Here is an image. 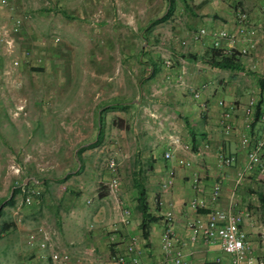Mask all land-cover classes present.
<instances>
[{
    "label": "rangeland",
    "instance_id": "1",
    "mask_svg": "<svg viewBox=\"0 0 264 264\" xmlns=\"http://www.w3.org/2000/svg\"><path fill=\"white\" fill-rule=\"evenodd\" d=\"M83 1L85 9L81 0L0 5V26L10 29L18 18L23 20L20 31L12 34L13 49L0 40V201L22 188L1 208L0 264H51L39 260L37 243H28L29 234L41 226L60 250L74 221L81 232H90L93 216L86 196L79 198L76 183L82 182L76 180L89 179L85 191L93 196L91 205L96 192L109 195L107 201L113 205L110 157L117 160L120 197L130 205L135 201L136 178L143 181L150 200L160 184L159 169L173 165L176 174L178 158L195 162L191 133L174 105L184 75L180 77L177 69L188 55L194 25L208 29V24L191 15L183 0H173L171 14L157 22L167 14V0ZM26 52L28 60L23 57ZM17 59L19 65L14 63ZM154 65L158 72L150 78ZM118 102L131 105L108 110L109 104ZM21 104L26 112L15 117ZM76 112L79 116H74ZM100 112L103 124L97 143ZM40 118L46 131L34 134L33 125ZM171 136L178 138L179 146L170 144ZM87 142L92 143L82 149ZM167 151L173 153L170 160ZM245 164L242 157L230 166L231 172L237 174ZM34 189L40 193L27 204L24 194ZM238 189L239 210L254 223L264 256V209L254 193L264 194V171L248 170ZM5 223L13 226L2 230Z\"/></svg>",
    "mask_w": 264,
    "mask_h": 264
},
{
    "label": "crops",
    "instance_id": "2",
    "mask_svg": "<svg viewBox=\"0 0 264 264\" xmlns=\"http://www.w3.org/2000/svg\"><path fill=\"white\" fill-rule=\"evenodd\" d=\"M55 1L62 5V0ZM82 1L80 2L81 8L85 9L87 1H83L84 3ZM9 2L27 5L31 0H9ZM47 2L49 3V1ZM189 3L188 8L191 15L197 16L198 19L203 18L210 30L221 27L236 33L234 40L224 42L226 47L237 51L244 46H250V53L234 57L236 63L229 68L216 66L212 61L214 58L211 52V38L195 42L191 39L193 31L190 32L191 47L188 56H185L186 59L182 60V65L177 69L179 76L182 68L185 71L183 72V82H180L179 77V80L177 79L182 84V89L176 91L174 105L178 109L177 114L186 121L187 130L191 133L189 140L193 152L190 154L195 157V162H191L189 167L177 163L179 168L174 174L173 185L168 190L164 189L163 184L169 177L170 169L174 170V166L168 164L165 168L159 169V187L155 192L153 191V199L149 200L148 198V201L150 211L160 219L149 226L146 236L140 229L141 214L135 209V201L133 205H130L124 200L133 212L132 223L126 227L118 223L115 204L113 202V205H110L107 201L110 198L109 195L104 196L101 192L94 193V204L91 205L93 196L85 191L89 179L82 176L76 180V182L79 180L82 182L80 185L76 183V186L81 188L79 198L86 196L87 203L90 205L88 206L90 217L93 216L96 226L93 230L88 227L90 232H81V225L78 226V222L74 221L71 224L69 238L61 242L62 251L71 255L70 261L66 264H115L114 257L116 255L128 256L124 243L128 234L138 236V256L143 264H175L176 250L181 252L184 264H230L231 257L223 251L219 242L207 243L200 238L193 243L190 240V231L187 225L198 217L207 219L211 208H227L230 203L236 172H231L230 167H224L219 163V154L223 152L233 155L235 157L233 167L237 162L242 161V157L247 161L245 150L242 149L240 141L242 134L246 132L245 107L252 96L258 95L264 84V0H193ZM238 9L245 10L249 14V27L255 31V34L247 37L237 34L236 11ZM194 27L199 29L197 24ZM205 83L209 84L208 89L203 92L201 99H195L192 89L199 88ZM219 100H225L226 104L221 106ZM203 102L206 103V107L202 106ZM138 103V100H134L133 105L138 106ZM123 104H109L108 110L112 108L127 109L131 105L130 102H123ZM225 111L231 112L232 129L230 131L224 130L220 123L221 116ZM74 116H79L78 112ZM251 128L249 134L253 141L261 137L264 123L255 121ZM44 131H46L45 125L40 118L33 125L32 132L41 134ZM173 137L171 136V139ZM91 143L87 142L86 145H82V149H86ZM206 144L209 145L208 149L204 150L203 154H199V150H203ZM186 147L189 148L188 145ZM196 178H199L202 188L200 192L194 188ZM218 182L222 184L221 195L217 201L213 202L210 200V193ZM37 183L46 186L44 180H38ZM197 198L206 200L207 208L194 209L191 202ZM90 199L91 202H88ZM103 201H106V205H100ZM75 205L79 207L80 204L75 203ZM237 209H239L238 206ZM169 211L173 212L175 218L176 236L171 251H167L162 245V234L167 225L165 215ZM75 213L74 217L78 218L79 211L76 210ZM114 226L117 228L116 243L110 242L109 237ZM242 228L247 233V241L254 254L262 256L259 243L256 242L254 223L247 216H244ZM68 243H72L73 246L67 247ZM89 244L92 245V248H89ZM55 245L60 248L57 242ZM90 251L93 255L90 254ZM39 260L54 264L50 259ZM127 264L132 263L129 260Z\"/></svg>",
    "mask_w": 264,
    "mask_h": 264
},
{
    "label": "built area",
    "instance_id": "3",
    "mask_svg": "<svg viewBox=\"0 0 264 264\" xmlns=\"http://www.w3.org/2000/svg\"><path fill=\"white\" fill-rule=\"evenodd\" d=\"M223 1V0H216ZM0 5L7 6L9 5V0H0ZM236 24L238 26L237 34L241 37H247L255 34V31L249 27L250 17L249 14L242 9L236 11ZM23 25L22 18H18L14 22L13 26L10 29H7L5 26H0V40L8 46V50L13 49L14 47V38L12 34H17L20 31L21 26ZM211 38V46L214 48L221 49L223 53L229 56L237 55H247L250 53V46H244L239 50H235L224 45V42L227 40H234L236 38V33H232L226 28L212 29L209 28H199L196 31H193L191 34V39L195 42H202L206 38ZM186 41H183V44H186ZM30 52L24 54V59H29ZM15 65L20 64V60H16ZM168 66L171 65L170 61H167ZM184 68L181 70L182 77ZM209 84L205 83L201 87L192 89L193 97L197 100L201 99L202 94L207 90ZM259 102V96H252L248 101L245 107V127L246 132L241 136L240 145L242 149L245 150L247 161L243 168H240L236 174L235 186L230 198V203L227 208L213 207L210 209V212L207 216V219L195 218L191 220L187 227L190 231V240L194 243L197 242L200 238L207 243L219 242L221 248L224 252L230 255V264H264V256H256L248 244L247 233L242 228L244 216L247 215L245 210L237 209L238 202L236 197V190L241 185L243 179L246 176L248 170L253 169L254 167H259L262 172L264 171V130L261 135L256 140L252 141V138L249 134L251 130V124L253 121V116L257 104ZM219 104L224 106L226 104L225 100H219ZM25 104L18 106L14 112L15 117H19L24 114ZM202 106L206 107V103L203 102ZM261 120L264 122V113L261 115ZM221 125L224 130L230 131L232 129L231 124V112L225 111L220 120ZM170 144H178V138L171 139ZM203 150H199V154H203L204 150L208 149L209 145H205ZM166 159L170 160L173 157V153L167 151L165 153ZM219 163L224 167H230L235 162V157L233 155L220 153L219 154ZM177 163L181 166L189 167L191 161L180 157L177 160ZM108 168L114 174V177L109 183V192L113 198L116 211L118 213V223L123 224L126 227H129L132 223V209L128 204L120 197L119 193V178L115 176L117 170V160L115 157H110L108 159ZM174 170L170 169L169 177L164 182L163 187L165 190H168L174 182ZM194 188L200 192L201 186L199 183V178L194 180ZM222 184L220 182L216 183L210 193V200L215 202L219 199L221 195ZM25 191V189H24ZM38 190H32L31 192L25 193V201L27 204H31L35 196L39 195ZM91 202V200H88ZM191 206L194 209H204L207 208L208 203L202 198H197L191 202ZM239 208V207H238ZM167 225L162 234V245L167 251H171L173 248V243L176 240L175 229H174V215L173 212L169 211L166 213ZM116 221V222H117ZM95 222L89 224V229L93 230L95 228ZM117 228L114 226V229L111 230L109 237L110 242H117ZM29 245L34 246L37 243V246L41 253L39 258L41 259H50L54 264H66L70 261L71 255L57 248L55 243H53V238L48 229L41 226L36 230L32 231L28 236ZM125 250L126 255L119 254L114 257L115 264H127L130 260L132 264H143L140 259L138 252L139 238L135 234H128L127 240H125ZM175 264H184L182 259V254L180 251L176 250L174 255Z\"/></svg>",
    "mask_w": 264,
    "mask_h": 264
},
{
    "label": "trees",
    "instance_id": "4",
    "mask_svg": "<svg viewBox=\"0 0 264 264\" xmlns=\"http://www.w3.org/2000/svg\"><path fill=\"white\" fill-rule=\"evenodd\" d=\"M168 1V10H167V14L161 19V20H156L157 21H163V19H166L172 12V9L174 7V3L173 0H167ZM185 2V5L187 7H189L187 0H183ZM211 52H212V56H213V64L222 68H229L231 66H233L236 62H235V58L234 56H229L225 53H223V51L221 49L218 48H211ZM188 56V55H187ZM236 57V56H235ZM158 70L157 67L154 65L153 66V70L151 72V77H154L157 74ZM259 96V102L257 104L256 110H255V114L253 116V121L251 124V127H253V123L255 121L257 122H262L261 120V115L264 113V84L261 86V90L258 93ZM118 104H123V102H118L116 103V105ZM264 123V122H263ZM102 124H103V112H100L99 114V119H98V126H99V134L97 137V143L99 142V137L101 135V128H102ZM252 129V128H251ZM81 152L82 150H79L78 155L80 157V162H81ZM135 185L137 188L136 191V196H135V209L136 211H139L141 214V223H140V229L142 230L143 235L146 236L147 230L149 229V226L153 223L156 222L160 219V217L155 216L151 211H150V204L148 201V191L146 189V186L144 185L143 181L139 178H136L135 180ZM28 186V185H26ZM22 192V188L17 187L15 192L10 196H7L6 198L1 199L0 204L4 203L6 200H8V202L6 203V205H8L9 203H11L14 198L16 197V195ZM255 194H257L259 200H260V204L262 206V208L264 209V194L262 192H254ZM3 209L0 210V216L3 213ZM11 226H13L12 223H5V225L2 227V230H6L8 228H11Z\"/></svg>",
    "mask_w": 264,
    "mask_h": 264
},
{
    "label": "water",
    "instance_id": "5",
    "mask_svg": "<svg viewBox=\"0 0 264 264\" xmlns=\"http://www.w3.org/2000/svg\"><path fill=\"white\" fill-rule=\"evenodd\" d=\"M3 204H4V203L1 204L0 209L2 208Z\"/></svg>",
    "mask_w": 264,
    "mask_h": 264
}]
</instances>
